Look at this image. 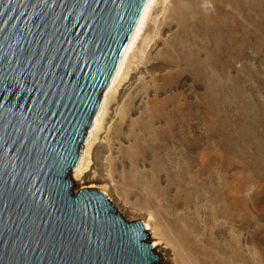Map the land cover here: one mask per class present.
Masks as SVG:
<instances>
[{"label":"rangeland","instance_id":"374dc122","mask_svg":"<svg viewBox=\"0 0 264 264\" xmlns=\"http://www.w3.org/2000/svg\"><path fill=\"white\" fill-rule=\"evenodd\" d=\"M129 71L75 192L153 219L161 264H264V0H159Z\"/></svg>","mask_w":264,"mask_h":264},{"label":"water","instance_id":"95a60500","mask_svg":"<svg viewBox=\"0 0 264 264\" xmlns=\"http://www.w3.org/2000/svg\"><path fill=\"white\" fill-rule=\"evenodd\" d=\"M148 0H0V264H158L72 173Z\"/></svg>","mask_w":264,"mask_h":264},{"label":"bare ground","instance_id":"6f19581e","mask_svg":"<svg viewBox=\"0 0 264 264\" xmlns=\"http://www.w3.org/2000/svg\"><path fill=\"white\" fill-rule=\"evenodd\" d=\"M159 0H148L145 9L140 17V20L138 22V25L135 29V32L131 38V41L127 47V50L124 54V57L120 63V66L116 72V75L109 87V89L107 90V92L104 95V99H103V103H102V107L100 109V112L98 113L94 125L89 133V137L87 140V143L85 145V147L83 148V152H82V157H81V161L78 165V167L75 169V171L72 173V179L74 181H80L82 180V178L85 176V174L89 171V168L92 167V159H91V152L93 150V148H95L94 146H96L98 143V138H99V134L101 133L103 127H104V123H105V119L106 116L108 114V106L110 104V100L111 98L120 90V87L122 86V84L125 83L126 79L128 78V71H129V66H130V60L132 57V53L134 52V49L140 39V37L142 36L148 20L151 17V13L152 10L154 9L155 5L158 3ZM130 72V71H129ZM91 171V170H90ZM84 179V178H83ZM81 189H99L100 191L105 192V189L102 187L100 188L97 187L96 185H88V186H83L81 187ZM150 218V217H148ZM182 220L184 221L185 219L182 218ZM145 226L147 229L149 228H153L155 231V234L157 236L156 241L153 240V242L151 241V244L154 246L155 250L156 247H158V245H165L164 249L166 250H170V249H175L176 246L174 245V242L170 241L169 239H167V237H165L164 234L160 233V229L159 227L155 224V221L151 218L148 221H145ZM188 235H180V232L177 236L178 240L181 244L182 242H188L190 245H195V240L194 237L190 234L187 233ZM195 247L191 248V251L194 250ZM163 258L161 256H159V262L158 264L163 263Z\"/></svg>","mask_w":264,"mask_h":264}]
</instances>
